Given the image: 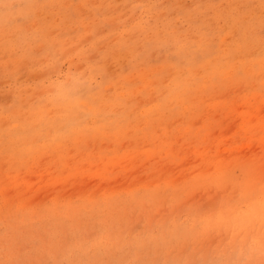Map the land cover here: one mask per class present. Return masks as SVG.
<instances>
[{"label": "rangeland", "instance_id": "obj_1", "mask_svg": "<svg viewBox=\"0 0 264 264\" xmlns=\"http://www.w3.org/2000/svg\"><path fill=\"white\" fill-rule=\"evenodd\" d=\"M0 264H264V0H0Z\"/></svg>", "mask_w": 264, "mask_h": 264}]
</instances>
